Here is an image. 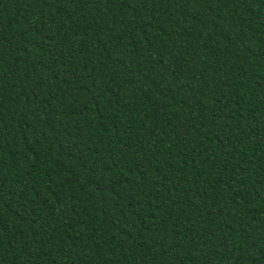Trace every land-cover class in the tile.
Returning a JSON list of instances; mask_svg holds the SVG:
<instances>
[{"label":"trees","instance_id":"1","mask_svg":"<svg viewBox=\"0 0 264 264\" xmlns=\"http://www.w3.org/2000/svg\"><path fill=\"white\" fill-rule=\"evenodd\" d=\"M0 264H264V0H0Z\"/></svg>","mask_w":264,"mask_h":264}]
</instances>
